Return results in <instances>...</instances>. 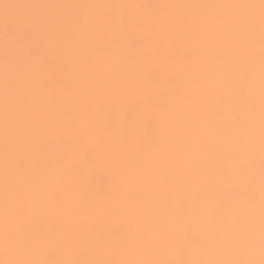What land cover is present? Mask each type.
<instances>
[{"label":"snow or ice","instance_id":"6c2138e0","mask_svg":"<svg viewBox=\"0 0 264 264\" xmlns=\"http://www.w3.org/2000/svg\"><path fill=\"white\" fill-rule=\"evenodd\" d=\"M0 264H264V0H0Z\"/></svg>","mask_w":264,"mask_h":264},{"label":"bare ground","instance_id":"6f19581e","mask_svg":"<svg viewBox=\"0 0 264 264\" xmlns=\"http://www.w3.org/2000/svg\"><path fill=\"white\" fill-rule=\"evenodd\" d=\"M11 3H95V2H117V0H5ZM155 2V0H154ZM162 2H227V0H162Z\"/></svg>","mask_w":264,"mask_h":264}]
</instances>
